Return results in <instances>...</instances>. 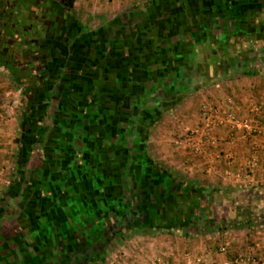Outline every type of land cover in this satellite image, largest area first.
I'll return each instance as SVG.
<instances>
[{
  "label": "crops",
  "instance_id": "crops-1",
  "mask_svg": "<svg viewBox=\"0 0 264 264\" xmlns=\"http://www.w3.org/2000/svg\"><path fill=\"white\" fill-rule=\"evenodd\" d=\"M225 1L256 4L255 13H245L254 26L252 31L239 32L237 13L229 14L225 9L215 15L217 25H206L212 16L202 13L201 4L205 0H75L73 9L64 16L55 7L50 16L43 13L47 0H0V89H4L0 92V165L9 164L5 168L7 179L5 169L0 168V181L4 178L5 182L0 187V264H150L155 258L172 264H192L184 260V252H189L191 258L201 257L200 264H222L241 253L264 256V223L252 219L258 216L252 210H258L259 216L264 217V211L258 209L264 207V116L253 111L254 106L264 107V0H215L217 6L224 8L229 4ZM241 27L248 29L243 23ZM200 32L215 39L210 38L207 46L200 49L197 65L210 59L205 52L217 54L224 43L220 40L222 35L232 38L247 33L240 48L231 46L234 60L225 63L226 59L217 57L213 61L216 71L199 85L213 84L212 91L201 103L236 110L259 126L262 134L249 135L239 127L224 125L217 131L219 146L215 150L206 149L192 158L190 149L185 147L174 162L172 153L165 154L171 158L170 163L179 160L188 163L189 172L198 170L194 167L211 172L219 187L206 185L207 180L202 185L215 191L213 209L218 210V216L214 223L194 222L186 227L159 229L128 227L124 219L119 223L122 230L116 235L107 233L116 219L105 214L104 191L108 194L110 184L114 185L116 179L113 195L118 198L120 191L122 194L126 190V180L132 181L134 177L126 170L122 173L115 168L111 170L114 166L109 163L114 153L112 142L104 133L101 141L97 140L92 126L91 130L84 126L86 134H82L77 120L72 119L66 128L70 137L65 138L58 122L65 116L64 102L80 104L81 99L92 102L96 95V101L100 100L92 105V111H84L103 119L104 124L102 128L97 126L96 133H120L125 127L123 116L128 107L127 84L139 86L144 78L152 75L151 69L158 68L163 61L167 68L177 61L185 62V42ZM244 54L246 58L239 59ZM30 66L43 71L48 80L47 100L53 118L51 124L45 120L47 124L42 126L45 131L40 133L35 145L36 135L29 137V141L22 137L23 118L30 111V94L8 70ZM110 75L121 81L122 88L113 87L110 91L105 87ZM198 78L200 83L203 78L200 75ZM151 81L146 83L149 85ZM225 81L233 85L228 93L218 89L219 83ZM115 94H121L119 103L125 105L111 114L117 117L111 122L105 118L110 115L107 101ZM227 94L232 95L234 103L224 107L222 103ZM150 96L154 98L155 94ZM129 98L130 102L137 99L135 93ZM137 112V116L143 115L141 109ZM73 114L82 115L81 112ZM186 115H189L187 111ZM151 127L152 124L144 130L148 153ZM76 143L84 150L83 154L74 153ZM131 145L127 142L128 147ZM95 149L105 152L106 167H97L99 151L96 153ZM124 154L125 151L114 162L124 165ZM252 160L256 166L248 188L243 184L244 189L234 186L229 191L220 189L226 173L230 183L241 180L247 163ZM219 193L227 199H221L216 206L214 201ZM243 211L250 214L244 215ZM94 229H101L96 239L92 238ZM98 243L102 244L96 251L94 246ZM80 244H86L87 248L75 250L74 245ZM221 246L226 247L225 253L219 251Z\"/></svg>",
  "mask_w": 264,
  "mask_h": 264
},
{
  "label": "trees",
  "instance_id": "trees-1",
  "mask_svg": "<svg viewBox=\"0 0 264 264\" xmlns=\"http://www.w3.org/2000/svg\"><path fill=\"white\" fill-rule=\"evenodd\" d=\"M74 2L75 0H59V4L67 11L73 9ZM227 2L229 3L230 1H225V3ZM224 6L225 8L223 5L217 6L215 0H205V2L201 4L202 13L212 16V18L208 17L205 24L211 27L215 24L217 25V16L215 15L218 13L221 14L222 10L224 12L225 9L229 14L237 13L238 17L236 22L239 25V32L252 31L254 26H251L249 22L252 21L249 20L245 13H255L257 10L256 4L251 6L250 3L242 4L238 2L234 4L229 3ZM242 23L243 26H248L247 30L241 27ZM247 37V33L233 36L232 38L230 35H222L220 40H223L224 43L219 47L217 54L214 55V53L205 52L204 55L208 56L209 54L212 58L210 57V59L204 63H199V65H197L196 62H199V55L201 54L200 49L202 50V48L207 46L206 42L210 40V38H215L206 35L205 32L193 34V36H190L189 42H185V62L177 61L173 63V65H170V68H167V66H163L166 64V62L163 61V64L159 67L157 65L159 74L156 72V78L153 77V75L146 78L143 77L142 84H138L139 86L135 87L134 85L132 86V84H127L129 89L125 90L127 94L129 93V96L135 92L142 95L140 99L133 100L134 102H130L131 100L128 96L125 102L127 106H132V117L131 119L125 117L126 123L131 125L134 119L139 122L135 131L133 129L129 134L127 132V136H133L132 145L130 147L126 146L123 149V153L125 151L124 165L126 171L131 173V177L134 178L132 181L126 180V190L122 194L120 191L118 198L116 195H113V191H115L114 188H116L117 185L116 181H118L115 179V187L110 184L109 193L107 194V192L104 191L105 195L102 204L105 214L112 218L114 217L117 224L126 219L128 227L170 229L179 226L186 227V225L194 222L208 224L215 222L216 218L211 214L213 208H215L213 204L215 191H209V188L199 183L184 181V179L174 175L171 171L164 169L160 164H156L150 158L146 150L144 141L147 132L144 133V130L159 118L163 109L175 103V100L181 93L188 92L191 86L193 87L191 88L194 89L196 85L199 84V75L204 79L203 82H205L206 79L207 81L209 80L210 73L216 71L215 69L217 68H215V64L213 63V61L216 60L215 58L222 57L223 61L226 59L225 63L229 60H234L231 59L234 57L231 56L233 53L231 46L238 45L240 48ZM198 45L200 47H196ZM231 49L232 51H230ZM245 58L246 56L244 54L241 55L239 59ZM115 62L116 61H114V63ZM234 68L239 69V66ZM125 70L126 69H124V71ZM171 74H173V76H171ZM127 75L128 74L125 76L126 81L128 80ZM150 79H152V81L151 84L148 85L146 82ZM152 94H155L154 98H151L150 95ZM138 109L142 110L143 115L141 117L137 116ZM134 115L135 118L133 119ZM135 135L136 137L134 139ZM139 137L140 140L138 141L137 138ZM98 207L100 208L101 205ZM243 213L247 216L250 214L249 211H243ZM220 219L222 218L219 217V220ZM99 231H101V229H98V231L94 229V233L96 234ZM117 233L118 231H114L112 235H116ZM97 246L98 244L94 246L95 250Z\"/></svg>",
  "mask_w": 264,
  "mask_h": 264
},
{
  "label": "flooded vegetation",
  "instance_id": "flooded-vegetation-1",
  "mask_svg": "<svg viewBox=\"0 0 264 264\" xmlns=\"http://www.w3.org/2000/svg\"><path fill=\"white\" fill-rule=\"evenodd\" d=\"M46 5L44 6L43 8V13L47 14V16H50L54 10V7H55V10L59 12V15L60 16H64L65 13H67L68 11L65 10L60 4H59V0H47V2H45ZM47 22H49V20L47 19ZM47 24V23H46ZM46 29V27H44ZM10 71V73L12 74V76L19 81V83H21L23 86H24V89H26V92H28L30 94V105H29V109L30 111L27 113V115H25V117L23 118V122H22V126L24 127V131H23V138L27 141H29V137L33 136V135H36L35 136V141H34V145L37 144V140H39L40 138V133H42L43 131H45V128H43L42 126L45 125V123L47 124V122H45V120H48V123L51 124L53 123V118H52V115H50L49 113V100H47V96H48V85L46 84L48 82V80L46 81V79L44 78V74H43V71H38L35 67H24L23 69H15L14 67H11L8 69ZM117 73V72H116ZM30 78H29V77ZM116 77V76H115ZM113 78V76H109V78L112 80L113 79V82L111 83L110 80H108V82L110 83L109 85V89L110 91H112V87H116V88H122L121 86V81L117 80V78ZM107 86V84H106ZM134 89V88H133ZM118 91V90H117ZM135 95L137 97V99H140L141 98V94L140 93H136L135 92ZM121 96V94H118V95H114V97L107 101V103L109 104V111L110 112V115H107L105 116L106 120L109 118L111 122H113L114 120H117V117H113V115H111L113 112H115L117 110V108H122L124 107L125 103L122 104V103H119L121 102V99H118V97ZM95 99L91 101H88V100H80V105L81 103L83 102L82 105H85V107H82V109L80 110L81 114L82 115H75L73 114L71 108L70 107L72 105V103H70L69 100L65 101L64 102V111H63V115L65 116H62L64 117L63 120L61 121H58L60 122V125L61 126V129L63 131V135L65 136V138H69L70 137V133L67 132V127L70 125V122L72 119H75L77 120V125L79 126V129L82 130L81 133L82 134H86V132H83L84 131V126L85 127H89L88 130H91L90 127L92 125H94V123L92 122L91 124H89L90 122V118L89 116L92 115L90 114V112L88 114H85L84 111H92V105H96L97 104V100L96 101V95L94 96ZM75 102V101H74ZM126 102V100H125ZM81 105V106H82ZM122 111V109H121ZM125 111V110H123ZM65 112V113H64ZM85 115V116H84ZM125 116H123L124 118L125 117H128L131 119L132 117V114H131V107H127L126 108V113L124 114ZM84 116V117H82ZM82 117V118H81ZM122 115L121 117H119L120 119L123 118ZM114 119V120H113ZM113 120V121H112ZM138 120H135L133 121V124H127L126 123V118H125V127H124V130L123 131V134H122V131H120V133H115V132H110L109 133H106L105 131H102V132H98L96 133L98 136H97V140H100L101 141V138H102V135L103 133L105 134V136H109V140L112 142L111 144V149L114 151V153L109 157V159L111 160L109 163H111V165H114L111 167V170H113L114 168L116 169L115 171L118 172V170L120 171V173H122V171L126 170L125 168V165H120L118 164V160H119V155H122L123 154V149L122 146L125 145V147L127 146V142H132L133 140V136H127L129 134L130 131H132L134 129L135 131V128L139 125V122H137ZM116 122V121H115ZM118 124V123H117ZM84 125V126H83ZM64 126V127H63ZM131 126V127H130ZM94 127L96 128L97 125ZM102 128V127H101ZM110 128V127H109ZM112 128V127H111ZM110 128V130H111ZM116 129V127L114 128ZM121 130V129H120ZM126 130V132H125ZM128 132V134H127ZM67 133V135H66ZM29 134V135H28ZM95 134V136H96ZM83 138V137H81ZM107 139V140H108ZM20 142H21V147L20 149L23 148V143H22V140L20 138ZM33 145V146H34ZM96 153L97 151H99V149H95ZM75 153V151H74ZM97 155V154H96ZM73 156V155H71ZM103 159L102 162H104V164H101L100 161ZM96 160L99 161V164L97 165V167L99 168H102L103 165L106 167L107 164H106V158H105V152L103 153H100V151L98 152V155L96 156ZM115 160H117L116 162H114ZM116 226L115 228H113V230L111 231H120L122 230V225L121 224H117L116 223ZM100 235V231L96 234L94 233V235L92 236L93 239H96V237H98ZM102 243H98V245H101ZM97 245V244H96ZM87 248L86 244H80V246H76L74 245V248L75 250L79 251L80 249L79 248ZM98 248V246H97ZM99 249V248H98Z\"/></svg>",
  "mask_w": 264,
  "mask_h": 264
},
{
  "label": "rangeland",
  "instance_id": "rangeland-1",
  "mask_svg": "<svg viewBox=\"0 0 264 264\" xmlns=\"http://www.w3.org/2000/svg\"><path fill=\"white\" fill-rule=\"evenodd\" d=\"M116 66H118V64H115ZM152 75L156 74V72L158 71V68H152ZM155 77V76H154ZM108 80H110V82H113V79L111 80L110 78H108L106 80L107 86L105 87H109L110 83L108 82ZM207 80V79H206ZM204 80L201 79L200 83L198 85H196V87L194 89H192L191 87L189 88L188 92H183L179 95V97L175 100V103L171 104L169 107H167L166 109H163L161 111V114L159 116V118L152 124L151 130L149 132L148 135V145H149V150H150V155H152L154 157V159H157V161L159 160V162L161 163L160 165L163 167H167V169L171 172H174L175 174H180L181 179H184L186 181L189 182H195V183H199L202 184L203 182H205L204 180H207V182H205V184L210 185L211 187H215V185L218 183L215 182V180H213L211 178V172L207 171V170H203L201 169V167H194L195 169H198L197 171L193 170L194 172H189V169H187V165L188 163H182L177 161V163H170V159L171 158H167L165 156L166 153H172L171 155H173L174 161H176V159L180 156V151L181 149H183L182 147H179L178 145H176L174 143V139L177 137V135L179 133H181L184 129H187L191 126H193L196 122H197V118H198V110L199 107L201 106V100L205 99L204 97H206L205 95H207L208 93H211L212 90V86L213 84H209L205 87H201L199 86L200 84L204 83ZM231 83L225 81L223 83H219L218 85V89L219 91H222L223 93H228L229 90L233 87V85H230ZM195 85V84H194ZM193 85V86H194ZM199 86V87H197ZM113 88V87H112ZM4 89H0V92H2ZM229 95V94H227ZM18 104V102H16ZM209 103V102H207ZM83 104V102L81 103V105ZM211 104V103H210ZM81 105L77 102H74L70 107L73 113H79L81 110ZM215 105V104H212ZM75 108V109H74ZM186 111L189 113V115H186ZM89 124H91L92 122L94 123V125L96 126H100L103 125V119H101L100 116L96 115L95 113H93L92 115L89 116ZM14 125L16 126V122L14 121ZM94 125H92V130H93V134H96L95 129H97L98 127H94ZM84 126V125H83ZM161 141V144H156V141ZM15 143V142H14ZM79 144V143H78ZM76 143L75 145V153H80L83 154L84 150H82V148L79 147ZM156 147H164L165 149L162 150L160 148H157V150L155 149ZM187 149V148H186ZM11 150H15V152L17 151L16 148H13ZM82 150V151H80ZM14 152V153H15ZM180 153V154H179ZM177 154V156H176ZM192 158H196L197 155H193L192 152L190 153ZM180 158V157H179ZM181 159L183 160L182 156ZM183 165H185V168L182 167ZM7 166H9L8 163H4L2 165H0V168L5 169ZM1 170V169H0ZM7 171L8 169H5L3 171V173L5 174L4 178L6 177L7 179ZM198 173V174H196ZM224 176V175H223ZM229 173H226V180L223 186L220 187V189H226L227 191H229L230 187L232 189L233 186L236 187L237 189H244V187L248 186V185H243L244 183H242V181H236V182H232L230 183V181L228 180ZM114 177H116L114 175ZM4 178L0 181V187L3 185L4 182ZM201 178V179H198ZM216 187H219L217 186ZM245 187V188H246ZM248 188V187H247ZM251 189V188H250ZM221 199H227V196H220V193L217 194V196L215 197V205L218 206L220 202H222ZM214 204V203H213ZM99 205V204H98ZM100 206V205H99ZM221 209V208H219ZM259 211L262 212V210L264 211V207L260 206L258 207ZM258 214V216L254 215V217L252 216V219H256L258 222L257 223H264V217H260L259 216V212L258 210H252V214ZM264 213V212H263ZM213 217L217 218L218 216V210L213 209L212 213ZM210 214V215H211ZM229 214H227L228 216ZM111 218V217H110ZM117 227L115 224H111V227L109 230H107V233L112 234L113 228Z\"/></svg>",
  "mask_w": 264,
  "mask_h": 264
},
{
  "label": "built area",
  "instance_id": "built-area-1",
  "mask_svg": "<svg viewBox=\"0 0 264 264\" xmlns=\"http://www.w3.org/2000/svg\"><path fill=\"white\" fill-rule=\"evenodd\" d=\"M233 103L234 99L232 95L229 94L224 98L222 104L226 107L231 106ZM253 111L264 116V107L254 106ZM224 125H228L231 128L239 127L249 135L262 134V130L259 126L254 125L250 118L240 115L236 110H228V108L223 109L221 105L202 103L198 110L197 122L179 133L174 139V143L183 149L185 147L189 148L195 155L203 154L206 149L215 150L219 146L217 131ZM255 166L256 161L254 160L247 163L245 174L241 178L244 185L251 184V172ZM238 181H240V179H238L237 182ZM219 251L225 253L227 250L225 246H221L219 247ZM183 258L192 264L201 263V257L191 258L189 252H184ZM150 264L172 263L163 262V260L155 258ZM222 264H264V256L241 253L225 260Z\"/></svg>",
  "mask_w": 264,
  "mask_h": 264
}]
</instances>
